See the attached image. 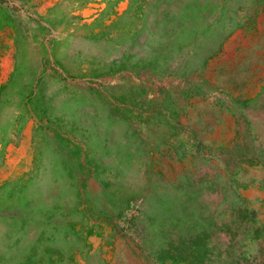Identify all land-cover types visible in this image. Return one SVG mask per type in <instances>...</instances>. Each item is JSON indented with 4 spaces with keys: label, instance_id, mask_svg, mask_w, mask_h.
I'll use <instances>...</instances> for the list:
<instances>
[{
    "label": "rangeland",
    "instance_id": "374dc122",
    "mask_svg": "<svg viewBox=\"0 0 264 264\" xmlns=\"http://www.w3.org/2000/svg\"><path fill=\"white\" fill-rule=\"evenodd\" d=\"M0 264H264V0H0Z\"/></svg>",
    "mask_w": 264,
    "mask_h": 264
}]
</instances>
